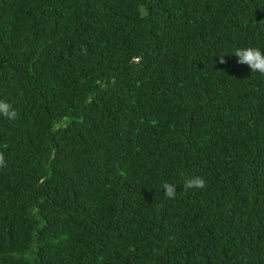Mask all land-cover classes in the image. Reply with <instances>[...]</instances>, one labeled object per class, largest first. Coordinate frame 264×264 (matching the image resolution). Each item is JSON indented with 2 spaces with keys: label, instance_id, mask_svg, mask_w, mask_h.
Returning <instances> with one entry per match:
<instances>
[{
  "label": "trees",
  "instance_id": "16d2710c",
  "mask_svg": "<svg viewBox=\"0 0 264 264\" xmlns=\"http://www.w3.org/2000/svg\"><path fill=\"white\" fill-rule=\"evenodd\" d=\"M244 47L264 0H0V264H264Z\"/></svg>",
  "mask_w": 264,
  "mask_h": 264
},
{
  "label": "clouds",
  "instance_id": "9594fccd",
  "mask_svg": "<svg viewBox=\"0 0 264 264\" xmlns=\"http://www.w3.org/2000/svg\"><path fill=\"white\" fill-rule=\"evenodd\" d=\"M236 57V63L247 66L251 72H258L264 75V53L255 47L237 48L233 54ZM219 63H225L224 57H219ZM0 116H4L9 120H15L18 116L15 108L11 104L0 101ZM55 130V129H54ZM0 166H6V162L2 153H0ZM206 186L203 177L194 176L184 181V189H203ZM163 194L168 199H174L176 196V185L167 182L162 184Z\"/></svg>",
  "mask_w": 264,
  "mask_h": 264
}]
</instances>
